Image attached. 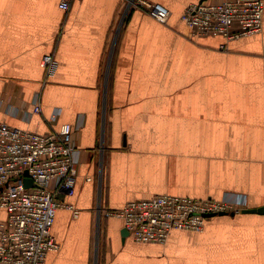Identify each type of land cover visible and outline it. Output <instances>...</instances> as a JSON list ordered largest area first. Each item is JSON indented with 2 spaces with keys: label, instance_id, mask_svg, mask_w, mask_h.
I'll list each match as a JSON object with an SVG mask.
<instances>
[{
  "label": "crops",
  "instance_id": "1",
  "mask_svg": "<svg viewBox=\"0 0 264 264\" xmlns=\"http://www.w3.org/2000/svg\"><path fill=\"white\" fill-rule=\"evenodd\" d=\"M150 1L170 9L166 22L123 16L124 0L68 10L0 0V119L41 133L75 127L76 192L59 198L80 213L58 210L61 248L45 264H264V212H243L264 206V16L259 33L226 41L182 21L201 0ZM46 54L58 61L47 80ZM155 194L240 200L242 210L164 243L137 242L99 211Z\"/></svg>",
  "mask_w": 264,
  "mask_h": 264
},
{
  "label": "built area",
  "instance_id": "2",
  "mask_svg": "<svg viewBox=\"0 0 264 264\" xmlns=\"http://www.w3.org/2000/svg\"><path fill=\"white\" fill-rule=\"evenodd\" d=\"M71 2L60 0L59 5L68 10ZM133 9L160 22L171 15L170 9L158 2L124 0L122 15ZM263 16L264 0H201L188 4L181 19L192 34L222 36L229 41L259 33ZM220 46L227 48L226 43ZM42 66L47 80L56 73L58 61L53 54H46ZM34 105L33 112L40 113L39 101ZM57 116L58 112H53L49 120L55 122ZM74 131L68 122L41 133L0 119V211L5 213L0 217V264H45L50 252L60 250L61 244L53 234L58 210L69 209L76 217L80 213L59 198L61 193L73 196L76 192L80 159ZM27 179L31 185H26ZM240 202L155 194L130 200L118 209L100 206L99 211L121 218L137 242L164 243L174 230H203L212 218L205 214L240 212Z\"/></svg>",
  "mask_w": 264,
  "mask_h": 264
},
{
  "label": "water",
  "instance_id": "3",
  "mask_svg": "<svg viewBox=\"0 0 264 264\" xmlns=\"http://www.w3.org/2000/svg\"><path fill=\"white\" fill-rule=\"evenodd\" d=\"M26 185H31L30 179L26 180ZM243 212H245V213H263L264 212V206L257 207V208H246L243 210ZM233 213L234 212H232L231 214H233ZM219 214H226V213H219ZM216 215L217 214H214V213L205 214V216L208 218L216 216ZM125 232L128 234V230L126 228H125Z\"/></svg>",
  "mask_w": 264,
  "mask_h": 264
},
{
  "label": "rangeland",
  "instance_id": "4",
  "mask_svg": "<svg viewBox=\"0 0 264 264\" xmlns=\"http://www.w3.org/2000/svg\"><path fill=\"white\" fill-rule=\"evenodd\" d=\"M101 201V200H100Z\"/></svg>",
  "mask_w": 264,
  "mask_h": 264
}]
</instances>
